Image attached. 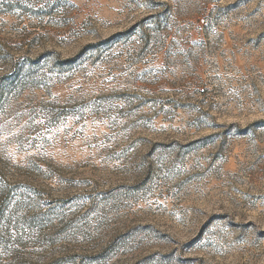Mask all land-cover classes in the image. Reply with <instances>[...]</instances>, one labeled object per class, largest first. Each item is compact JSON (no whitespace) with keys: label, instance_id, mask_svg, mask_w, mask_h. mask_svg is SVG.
I'll return each mask as SVG.
<instances>
[{"label":"rangeland","instance_id":"obj_1","mask_svg":"<svg viewBox=\"0 0 264 264\" xmlns=\"http://www.w3.org/2000/svg\"><path fill=\"white\" fill-rule=\"evenodd\" d=\"M0 264H264V0H0Z\"/></svg>","mask_w":264,"mask_h":264}]
</instances>
